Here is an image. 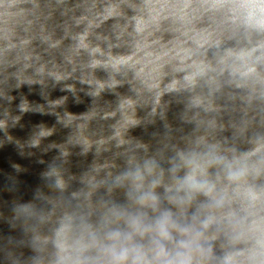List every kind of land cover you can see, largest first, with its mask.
Masks as SVG:
<instances>
[{"label": "clouds", "instance_id": "obj_1", "mask_svg": "<svg viewBox=\"0 0 264 264\" xmlns=\"http://www.w3.org/2000/svg\"><path fill=\"white\" fill-rule=\"evenodd\" d=\"M143 11L132 0H0V70L21 65L18 88L44 83L23 75L35 49L63 44L53 86L76 104L77 85L89 99L113 95L120 114L107 139L77 142L83 166L53 154L30 184L11 165L0 264H264V0H195L192 18L211 25L164 53ZM18 18L32 30L21 35Z\"/></svg>", "mask_w": 264, "mask_h": 264}, {"label": "water", "instance_id": "obj_2", "mask_svg": "<svg viewBox=\"0 0 264 264\" xmlns=\"http://www.w3.org/2000/svg\"><path fill=\"white\" fill-rule=\"evenodd\" d=\"M132 2L144 8L142 14L145 18L149 14L155 17L149 39L158 53H164L177 45L191 47V43L184 35L185 31L192 28L201 30L212 23L206 15L199 19L192 18L191 9L195 6V0L189 9L183 11H181L183 0H152L151 5L146 4L145 0H132ZM184 15H187L191 23L181 19ZM16 27L21 35L25 34V29L32 30L22 18H18ZM66 54L67 49L63 44L59 49L52 51H48L46 45L35 49L32 67L25 70L23 75L37 81L43 80V84L25 83L18 88L21 65L0 70V121L6 123V127L0 129V197L3 195L4 185L7 183L11 186L7 177L12 171V164L16 162L23 164L28 169V173H16V175L23 176V179L30 184L35 183L42 167L39 164L41 159L47 162L48 157L54 154L58 165L83 166V160L73 161V157L79 155L77 142L82 138L91 141L107 139L114 133L113 126L120 119V114L116 112L118 100L115 96L101 94L100 97L89 99L84 97L79 91L80 85H77V94L84 103L76 104L71 93L60 91V85L53 86L55 82L51 76L47 75V72L52 70L54 65H63V57ZM36 56L40 59L36 60ZM177 63L178 61L174 60L171 64H165L163 70L170 73L172 65ZM41 64L46 66L43 75L36 72V68ZM168 78L170 77L165 78V82ZM64 96L68 97L64 105L57 106L49 103ZM24 99H27L30 105V110L26 113L21 112L18 107ZM175 99L179 100L180 97ZM65 112L74 113L77 117L67 126L64 123ZM81 114L90 118L85 119ZM17 118H19L18 122ZM41 130H50L51 135L41 137ZM9 136L12 137L11 140ZM36 139H39L40 143L37 148H33L32 141ZM63 152H68L69 157L62 156ZM20 154H23V159Z\"/></svg>", "mask_w": 264, "mask_h": 264}]
</instances>
